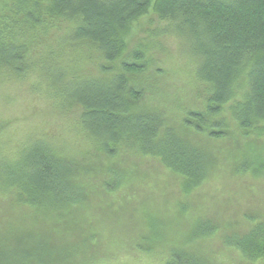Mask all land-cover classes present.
Instances as JSON below:
<instances>
[{"label":"rangeland","instance_id":"obj_1","mask_svg":"<svg viewBox=\"0 0 264 264\" xmlns=\"http://www.w3.org/2000/svg\"><path fill=\"white\" fill-rule=\"evenodd\" d=\"M16 2L0 0V15L10 13ZM166 22L150 12L135 23L129 51L140 45L147 59L146 71L132 78H143L147 85L137 103L140 110L159 113L163 127H172L203 152V182L185 190L183 177L156 157H131L132 151L125 150L107 157L83 129V107L70 96L84 77L121 72L119 60H104L88 40L63 38L68 20L56 23L46 15L38 24H21L17 35L27 45L22 70L0 66V177L5 173L24 181L30 167L23 154L35 143H48L71 164V176L87 187L82 195L78 190L80 201L47 210L28 204L16 187L0 180L4 264L8 257L13 259L9 264H59L69 247L68 264H166L162 252L171 245L206 264H245L226 238L264 221V120L244 129L234 117L232 105L245 96L241 75L220 113L201 129L186 123L190 110H204L208 85L195 75L189 46L161 28ZM55 67L62 77L55 78ZM218 120L221 127L213 124ZM218 128L220 135L211 134ZM112 169L119 181L106 186L104 175ZM155 221L160 232L150 241L153 252H137L134 243ZM198 222L214 231L193 235Z\"/></svg>","mask_w":264,"mask_h":264},{"label":"trees","instance_id":"obj_2","mask_svg":"<svg viewBox=\"0 0 264 264\" xmlns=\"http://www.w3.org/2000/svg\"><path fill=\"white\" fill-rule=\"evenodd\" d=\"M150 12L167 21L161 27L165 32H173L189 46L195 75L208 85L204 110H190L186 123L201 129L211 116L220 113L241 75L245 77V96L232 105L234 117L244 129L264 120V0H17L10 13L0 15V66L13 64L14 70L21 72L20 63L27 52L26 43L17 35L21 24H38L46 15L56 23L68 20L70 24L63 38L88 40L104 60H119L122 66L121 72L109 78L84 77L73 89L70 99L83 107L80 114L83 129L107 157L120 155L124 150L132 151L131 157L137 154L156 157L165 167L179 173L183 188L190 190L207 175L203 152L172 127H163L159 113L140 110L142 104L137 103L147 85L143 78L139 81L132 78L146 71L147 59L140 45L129 51V40L135 23ZM61 74L62 70L55 67V78L62 77ZM213 124L221 127L223 121ZM211 134L220 135V128L213 129ZM121 144L123 148L117 149ZM26 152L23 156L30 172L22 176L24 181L6 177L4 173L0 177L4 185L16 187L28 204L47 210H61L68 203L80 201L78 195H82L87 182H77L71 176L73 169L65 157L48 143H35ZM112 171L104 175L106 186L119 181V173ZM213 231L212 225L198 222L193 235ZM159 232L158 223L151 222L134 243L139 246L137 252H153L150 241ZM226 242L240 251L245 264H262L264 221L243 231L230 232ZM69 248V254L65 253L59 264L70 261ZM2 250L0 264H4ZM162 254L166 256V264H206L180 246L171 245ZM12 261L8 257L5 264Z\"/></svg>","mask_w":264,"mask_h":264}]
</instances>
